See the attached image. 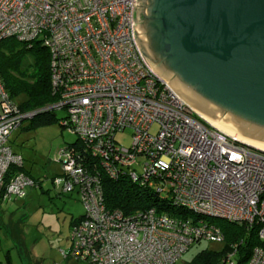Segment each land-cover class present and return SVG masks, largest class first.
I'll list each match as a JSON object with an SVG mask.
<instances>
[{"label":"built area","instance_id":"built-area-1","mask_svg":"<svg viewBox=\"0 0 264 264\" xmlns=\"http://www.w3.org/2000/svg\"><path fill=\"white\" fill-rule=\"evenodd\" d=\"M136 4L0 0V41L13 38L30 47L40 41L50 53L57 97L22 112L0 77V199H22L39 188L22 171L6 183L12 167L24 168L10 136L25 120L65 111L60 125L80 144L59 152L63 193H79L86 211L73 226L65 259L175 264L198 242L224 243L219 222L243 227L264 243V151L213 127L149 67L134 35ZM127 129L131 148L116 140ZM102 172L154 192L159 206L128 215L109 209ZM239 247L231 246L223 264H239ZM248 264H264V247L253 250Z\"/></svg>","mask_w":264,"mask_h":264},{"label":"water","instance_id":"water-1","mask_svg":"<svg viewBox=\"0 0 264 264\" xmlns=\"http://www.w3.org/2000/svg\"><path fill=\"white\" fill-rule=\"evenodd\" d=\"M149 67L215 127L264 149V0H136Z\"/></svg>","mask_w":264,"mask_h":264},{"label":"rangeland","instance_id":"rangeland-1","mask_svg":"<svg viewBox=\"0 0 264 264\" xmlns=\"http://www.w3.org/2000/svg\"><path fill=\"white\" fill-rule=\"evenodd\" d=\"M34 64L32 55H24L16 73L31 80ZM14 101L22 104L26 96ZM41 118L25 120L9 139L13 152L23 158L25 171L39 181L41 188H29L24 198L4 203L0 211V264H85L63 256V252H70L73 222L84 217L86 211L79 193H63L65 179L59 152L67 145L78 143L79 138L60 125L66 118L65 111H56V122L52 124H41ZM158 131L157 126L151 129L152 134ZM116 140L122 147L131 148L132 131L119 132ZM135 169L142 172L140 165ZM224 248L225 243L202 241L194 244L175 264H192L202 252L218 254Z\"/></svg>","mask_w":264,"mask_h":264},{"label":"trees","instance_id":"trees-1","mask_svg":"<svg viewBox=\"0 0 264 264\" xmlns=\"http://www.w3.org/2000/svg\"><path fill=\"white\" fill-rule=\"evenodd\" d=\"M16 46H21V50L16 51ZM27 54L32 55L35 61L34 71L29 75L31 80L27 79V75L16 73L19 69L22 56ZM0 77L12 100L22 95L26 96V101L18 104L22 112L39 110L57 101V97L53 95L51 85L50 53L40 41H34L30 47L28 44L13 38L1 40ZM40 116H42L41 124L48 125L56 122L54 118L55 113L53 112L43 113L37 117ZM79 144L80 140L78 143L71 145ZM18 171L26 173L41 188L39 181L25 171L24 168L12 167L5 178L6 183H9ZM102 177L105 204L109 209L121 210L124 214L128 215L139 210L159 206L160 199H158L154 192L141 188L132 183L128 178L120 177L118 180H112L103 172ZM217 224L225 235V248L218 254L204 251L194 259L195 261L192 264H223L226 254L231 250V246L236 243L240 244L238 250L239 264H248L253 250L256 247H264V243L260 242L254 233L248 235V231L243 227L223 222Z\"/></svg>","mask_w":264,"mask_h":264},{"label":"bare ground","instance_id":"bare-ground-1","mask_svg":"<svg viewBox=\"0 0 264 264\" xmlns=\"http://www.w3.org/2000/svg\"><path fill=\"white\" fill-rule=\"evenodd\" d=\"M193 108V107H192ZM197 112V111H196ZM198 113V112H197ZM199 114V113H198ZM202 116V115H201ZM202 118L205 120V121H207L209 124H211L208 120H206L203 116H202ZM213 127H215L213 124H211ZM215 128H217V127H215ZM218 130H220L219 128H217ZM220 131H222V130H220ZM223 133H225V134H227V135H229L228 133H226V132H224V131H222ZM229 136H231V135H229ZM248 144H250V143H248ZM251 146H254V147H256V148H258V149H260V150H263L264 151V149H262V148H259V147H257V146H255V145H252V144H250Z\"/></svg>","mask_w":264,"mask_h":264},{"label":"crops","instance_id":"crops-1","mask_svg":"<svg viewBox=\"0 0 264 264\" xmlns=\"http://www.w3.org/2000/svg\"><path fill=\"white\" fill-rule=\"evenodd\" d=\"M19 130V129H18ZM16 132V131H15ZM14 134V133H13ZM12 134V135H13ZM11 135V136H12ZM11 136H10V138H11ZM10 141V140H9ZM9 144H10V142H9ZM6 201H3L2 199H1V206H0V211H1V209H2V207L4 206V203H5ZM76 222H77V220H76ZM76 222H73V225L76 223ZM70 248H71V245H70ZM69 260V259H68Z\"/></svg>","mask_w":264,"mask_h":264}]
</instances>
